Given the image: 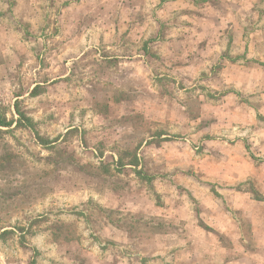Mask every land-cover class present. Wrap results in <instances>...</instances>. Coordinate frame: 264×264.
Returning <instances> with one entry per match:
<instances>
[{
	"label": "crops",
	"instance_id": "0c3cea01",
	"mask_svg": "<svg viewBox=\"0 0 264 264\" xmlns=\"http://www.w3.org/2000/svg\"><path fill=\"white\" fill-rule=\"evenodd\" d=\"M21 1L33 11L39 0ZM134 1L45 0L61 21L29 34L30 47L19 37V70L45 39L49 65L30 72H45V94L62 88L66 130L86 129L128 178L110 208L131 224L110 234L130 257L119 264H264V24L213 0H160L158 22H135L147 7ZM252 11L245 20L260 19Z\"/></svg>",
	"mask_w": 264,
	"mask_h": 264
},
{
	"label": "rangeland",
	"instance_id": "374dc122",
	"mask_svg": "<svg viewBox=\"0 0 264 264\" xmlns=\"http://www.w3.org/2000/svg\"><path fill=\"white\" fill-rule=\"evenodd\" d=\"M159 1L135 0L138 7L147 8L134 21L158 22ZM213 3L239 12L236 21L247 22L248 28L264 24V0ZM253 9L260 19L245 20L243 12L254 15ZM53 12L46 15L45 0H39L33 11L21 0H0V122H11L0 126V264L124 263L130 257L116 250L125 241L116 242L110 234L113 229L126 231L131 224L125 212L110 208L123 200L125 191L116 189L125 190L128 178L116 172L110 159L108 165L99 160L89 148L93 143L85 139L86 129L66 130L67 122L61 119L62 98L66 99L62 88L49 96L45 72L38 77L30 72L33 66L45 71L49 65L45 39L34 42L35 63L27 65L26 72L19 70V37L30 47L29 34H44L47 21H61L56 5ZM99 17L104 23L126 21L119 14ZM181 17L172 16L171 21H181ZM38 80L42 84L33 85ZM78 97L77 93L68 96L74 102ZM77 112L83 123L93 121L88 112ZM19 113L27 119L19 120ZM135 192L127 191L128 196Z\"/></svg>",
	"mask_w": 264,
	"mask_h": 264
},
{
	"label": "trees",
	"instance_id": "16d2710c",
	"mask_svg": "<svg viewBox=\"0 0 264 264\" xmlns=\"http://www.w3.org/2000/svg\"><path fill=\"white\" fill-rule=\"evenodd\" d=\"M26 119L27 118H25L22 113H19V120L25 121ZM10 124H11V122H0V126H3V127H8V126H10ZM38 138L41 141V143H45L44 140L39 137V135H38Z\"/></svg>",
	"mask_w": 264,
	"mask_h": 264
}]
</instances>
